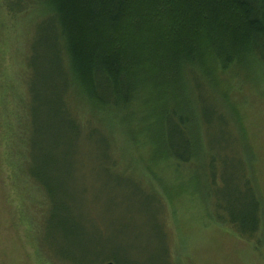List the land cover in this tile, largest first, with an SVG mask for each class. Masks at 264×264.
Masks as SVG:
<instances>
[{"label":"trees","instance_id":"16d2710c","mask_svg":"<svg viewBox=\"0 0 264 264\" xmlns=\"http://www.w3.org/2000/svg\"><path fill=\"white\" fill-rule=\"evenodd\" d=\"M0 2L10 17L30 10L40 13L24 57L23 73L33 82L20 97L25 89L31 96L29 111L44 140L26 145L21 131L18 148L16 139L8 152L11 157L24 147L31 149L28 170L21 167L27 158L24 150L12 177L25 187L37 188L39 204H53L55 222L48 228V245L41 246L37 236V250L46 264H104L113 259H93L91 229L71 211L69 191L79 187L77 181L73 183L67 159L76 154L81 129L102 124L110 142L106 149L121 153L114 131L136 102L147 106L158 123V136L152 139L157 154L181 163L202 158L201 122L183 108H172L170 100L181 97L184 107L197 108L190 80L216 79L217 68L224 71L234 65L247 77L264 81V0ZM16 101L23 116L22 100L21 106ZM215 111L224 112L219 107ZM20 121L21 126L22 117ZM215 161L212 157L210 165ZM249 163L236 166L249 190L246 211L218 222L257 248L263 210L261 214L262 201L256 196ZM23 190V195L31 196V190Z\"/></svg>","mask_w":264,"mask_h":264},{"label":"rangeland","instance_id":"374dc122","mask_svg":"<svg viewBox=\"0 0 264 264\" xmlns=\"http://www.w3.org/2000/svg\"><path fill=\"white\" fill-rule=\"evenodd\" d=\"M39 17L37 10L10 17L0 2V264H46L35 240L38 236L41 246L48 245V228L55 222L53 204H39L38 189L12 177L24 150L27 158L21 167L28 170L31 149L8 154L16 139L18 148L21 131L26 145L44 140L29 111L31 96L25 89L20 97L33 82L23 73L24 57ZM216 75L190 80L197 108L184 107L181 97L170 100L172 108H183L201 122L205 157L199 160L181 163L155 152L152 139L159 126L144 104L135 102L114 131L121 153L106 149L109 136L102 124L81 129L76 154L67 159L79 188L69 192L71 211L91 229L93 259L111 257L116 264H264V81L247 77L234 65L217 68ZM16 100L20 106L22 100L23 116ZM190 130L193 137L195 129ZM212 157L216 161L210 165ZM245 160L262 201L257 248L218 222L229 214L241 217L247 209L249 190L236 169ZM22 187L31 196L23 195Z\"/></svg>","mask_w":264,"mask_h":264},{"label":"water","instance_id":"95a60500","mask_svg":"<svg viewBox=\"0 0 264 264\" xmlns=\"http://www.w3.org/2000/svg\"><path fill=\"white\" fill-rule=\"evenodd\" d=\"M105 264H114V263H112V262L109 261V262H107V263H105Z\"/></svg>","mask_w":264,"mask_h":264}]
</instances>
